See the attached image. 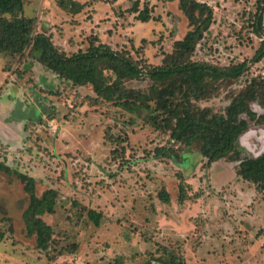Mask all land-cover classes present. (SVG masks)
I'll return each instance as SVG.
<instances>
[{
    "label": "rangeland",
    "instance_id": "374dc122",
    "mask_svg": "<svg viewBox=\"0 0 264 264\" xmlns=\"http://www.w3.org/2000/svg\"><path fill=\"white\" fill-rule=\"evenodd\" d=\"M27 1L22 16L34 18L67 55L98 39L142 68L170 64L174 41L191 28L180 0H138L139 10L149 8L148 23L127 12L136 0H75L84 5L76 15L63 12L61 0ZM196 1L212 8L214 23L191 60L219 67L249 61L261 41L250 25L255 0ZM153 85L147 76L124 82L141 94ZM208 91L194 105L221 116L236 96L254 91L257 100L247 103L256 122L242 116L248 129L236 146L240 157L263 153L264 58L236 82L210 83ZM89 97H95L90 86L61 82L27 52L0 54V161L32 177L37 196L47 189L59 195L54 213L42 217L53 240L40 250L22 221L23 185L0 173V264H264V192L238 177L234 155L208 165L197 144L174 145L169 133L146 124V111L136 116L111 103L90 106ZM160 146L191 162L180 169L156 159ZM162 190L168 203L157 198Z\"/></svg>",
    "mask_w": 264,
    "mask_h": 264
},
{
    "label": "trees",
    "instance_id": "16d2710c",
    "mask_svg": "<svg viewBox=\"0 0 264 264\" xmlns=\"http://www.w3.org/2000/svg\"><path fill=\"white\" fill-rule=\"evenodd\" d=\"M27 0H0V54L27 56L40 63L46 72L54 74L61 82H70L76 87L90 86L95 97H89L87 104L100 106L111 103L133 115L145 112L146 124L156 130L169 133L174 145L199 147L200 155L208 165L234 155L238 162L237 175L243 181L255 186L256 192H264V152L256 157H240L236 143L242 133L248 129L247 119L256 122L248 100H257L254 91L239 94L229 104L224 116L210 114L193 103L207 98L210 83L229 85L236 82L249 65H255L264 58V0H255V13L252 15V33L261 39L258 48L249 61L229 67H219L206 61H192L191 56L203 34L214 23L213 10L206 3L196 0H180L179 9L189 21L190 29L182 39L174 41L170 64L142 68L127 52L114 51L107 43L94 39L85 51L67 55L55 45L50 35L37 30L34 18L22 16ZM130 14L140 23H148L153 18L149 8L138 9V0ZM58 6L70 15L81 12L84 5L75 0H61ZM45 28L46 25L42 23ZM145 43V40L141 41ZM110 74V75H109ZM147 76L154 83L148 94L127 90L125 81L138 80ZM256 86V85H254ZM255 88V87H253ZM49 119H51L49 117ZM257 119V118H256ZM156 159H168L182 169L191 162L188 154L179 155L176 149L160 146L154 149ZM0 173L18 178L28 197V205L22 213L27 237H34L36 248L47 250L52 242V228L44 222V215H52L59 195L53 189L44 190L40 196L35 193V180L11 169L0 161ZM178 186L179 203L186 199L181 173ZM158 200L168 203L170 196L165 190L157 195ZM88 216L95 225L98 216L89 211ZM0 232V238H3ZM179 264V263H178Z\"/></svg>",
    "mask_w": 264,
    "mask_h": 264
},
{
    "label": "water",
    "instance_id": "95a60500",
    "mask_svg": "<svg viewBox=\"0 0 264 264\" xmlns=\"http://www.w3.org/2000/svg\"><path fill=\"white\" fill-rule=\"evenodd\" d=\"M13 91V90H12Z\"/></svg>",
    "mask_w": 264,
    "mask_h": 264
}]
</instances>
